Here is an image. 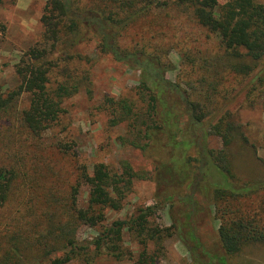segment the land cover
I'll list each match as a JSON object with an SVG mask.
<instances>
[{"label": "trees", "instance_id": "16d2710c", "mask_svg": "<svg viewBox=\"0 0 264 264\" xmlns=\"http://www.w3.org/2000/svg\"><path fill=\"white\" fill-rule=\"evenodd\" d=\"M170 9L187 17L207 40H216L224 52L213 58L185 54L192 71L186 74L184 87L167 78L172 65L164 47L129 49L122 44L130 26L148 20L152 11L167 15ZM40 22L41 42L17 66L19 87L7 95L0 88V131L8 132L1 140L9 138L6 148L10 144L20 148V153L5 150V163L0 165V264H69L86 249L76 240L81 224L103 225L92 244L96 251L105 249L112 256H123L125 231L145 250L150 242L173 236L192 244L193 250L201 249L193 227L201 211L200 197L208 199L220 221L218 233L227 256L264 245V204L255 209L245 204L264 193V180L242 179L231 149L237 137L245 145L249 141L227 111L215 125L208 119L220 104L217 98L226 94L220 89L221 69L252 78L251 94L264 88V72L255 73L264 59V5L256 0H228L223 6L219 0H48ZM89 39H97L103 54L141 74L136 89L139 104L106 99L102 105L110 110V126L127 127L129 139L121 142L144 153L155 149L169 155L158 166V204L110 226L104 225V211H121L134 181L146 178L129 163L122 162L121 172L114 174L99 164L92 176L79 166L77 185L66 195L59 179L51 184L41 179L37 158H32L30 167L18 166L27 147L60 122L65 100L91 83L89 73L81 70L84 58L77 53ZM56 73L61 80L53 87L51 76ZM23 95L29 97L28 106L17 108V98ZM207 125L211 133L205 131ZM210 134L222 140L221 150L209 148ZM59 149L64 154L71 151L68 145ZM214 172L217 179L211 177ZM81 184L90 189L88 209L78 206ZM168 206L171 212H181L180 219L174 218L170 228L154 225L157 210ZM145 254L142 262L147 261ZM219 264H224L222 259Z\"/></svg>", "mask_w": 264, "mask_h": 264}, {"label": "rangeland", "instance_id": "374dc122", "mask_svg": "<svg viewBox=\"0 0 264 264\" xmlns=\"http://www.w3.org/2000/svg\"><path fill=\"white\" fill-rule=\"evenodd\" d=\"M47 1L3 0L0 6V88L6 95L15 92L20 85L16 71L22 57L41 42L43 28L40 21ZM227 2L219 0L221 6ZM256 2L264 5V0ZM167 11V15L163 10L152 11L148 20L130 26L122 38V44L129 49L136 45L164 47L166 60L172 65L167 71V78L184 87L186 74L192 71L190 60L185 54L193 58H213L222 56L224 52L220 51L216 40H207L205 33L199 31L187 17L174 9ZM77 53L84 58L81 70L89 73L91 83L77 95L65 100L60 122L46 131L41 140L27 147L28 153L19 160L18 166L30 167L32 158H37L41 179L49 184L59 179L63 184V195H66L77 185L79 166H85L92 176L99 164L105 165L114 174L121 172L122 162L129 163L135 172L146 178L134 181L121 211H104L107 222L104 225L110 226L114 222L128 220L139 209L158 204V166L169 155L155 149L144 153L124 145L120 139H129L127 127L123 124L110 126V110L102 108L106 99L134 100L139 104L136 89L140 84V72L103 54L97 39L87 40L77 49ZM262 72L264 59L257 64L255 71L257 75ZM221 76L224 80L220 89L226 94L224 98H217L220 104L211 111L209 124L215 125L226 111L231 114V120L240 128L241 136L244 135L249 141L245 145L243 139L237 137L231 148L236 172L245 181L264 180V88L251 94L252 78L236 77L225 68L221 69ZM60 80L57 73L52 74L53 87ZM28 102L29 97L26 95L17 98V108H25ZM205 131L211 133L209 125ZM7 135L8 132L5 135L0 131V165L5 163V150L20 153L19 144H10L6 148L9 138L5 141L1 139ZM189 137L190 134L186 139ZM61 145L70 146L71 151L62 153L59 149ZM208 145L213 150L223 148L222 140L211 134ZM191 154L195 156L196 152L192 150ZM211 177L217 179V174L214 172ZM89 193V187L81 184L78 192L79 208L88 209ZM199 202L201 211L194 217L193 227L201 249L193 250L192 244H188V247L173 236L161 242H150L145 250L125 231L121 243L123 256H112L105 249L96 251L92 244L99 237L103 225L92 228L81 224L76 229V240L86 249L69 264H219L221 259L224 264H264V245H253L238 255L227 256L218 233L221 224L215 220L212 204L204 197H200ZM245 204L252 209L262 206L264 193L253 196ZM179 213L171 212L168 206L157 210L152 221L160 228H170L174 218L180 219ZM143 254L147 261L142 262Z\"/></svg>", "mask_w": 264, "mask_h": 264}]
</instances>
